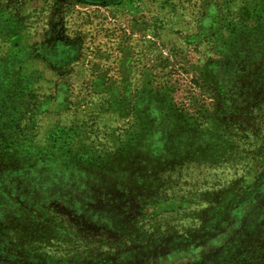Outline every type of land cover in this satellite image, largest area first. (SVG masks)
<instances>
[{
  "label": "rangeland",
  "instance_id": "rangeland-1",
  "mask_svg": "<svg viewBox=\"0 0 264 264\" xmlns=\"http://www.w3.org/2000/svg\"><path fill=\"white\" fill-rule=\"evenodd\" d=\"M263 36L264 0H0V264H264Z\"/></svg>",
  "mask_w": 264,
  "mask_h": 264
},
{
  "label": "trees",
  "instance_id": "trees-1",
  "mask_svg": "<svg viewBox=\"0 0 264 264\" xmlns=\"http://www.w3.org/2000/svg\"><path fill=\"white\" fill-rule=\"evenodd\" d=\"M263 38H264V36H263ZM231 210L235 211L233 209H231ZM232 211L229 213L231 214ZM185 216H186V214H185ZM200 228L201 227L199 225L195 226V227H186V229L183 232H181V234L173 233V234H168V235H161V234L155 235V233L151 232V236H150L151 239L141 238V242L143 244L142 243H136L137 245L135 244L134 247L137 249H145V250L148 249V250H150V247H154L160 243H163V244H165V248H170L169 254L171 256L172 251L174 249V246L180 245V248H181L180 252L182 255H185V257L181 256L180 259H182V260L185 259V261H186L188 256L193 254L195 250L201 248V245H202L201 243H203V242L206 243V242L211 241L212 237H209V235H211L210 233H215V231H216L213 228L207 227V228H209L210 232L206 231L205 229L204 230L208 236H206L204 238L203 237L194 238V236H198V235H196V233L203 234V232L200 231ZM203 235H205V233ZM193 239H194V241H193ZM194 242H196L197 245H193ZM198 242H200V244H198ZM187 246H189V247L187 248ZM183 248H185V249H183ZM212 258L214 260L221 259L220 256H217V255L213 256ZM189 259L191 260L192 258H189ZM197 259H198V261H202V257H198ZM221 262H223V261H221ZM185 264H187V263L185 262ZM206 264H213V262L207 261Z\"/></svg>",
  "mask_w": 264,
  "mask_h": 264
},
{
  "label": "crops",
  "instance_id": "crops-1",
  "mask_svg": "<svg viewBox=\"0 0 264 264\" xmlns=\"http://www.w3.org/2000/svg\"><path fill=\"white\" fill-rule=\"evenodd\" d=\"M48 103V105H49V102H47Z\"/></svg>",
  "mask_w": 264,
  "mask_h": 264
}]
</instances>
